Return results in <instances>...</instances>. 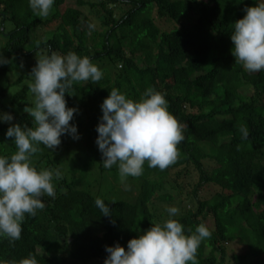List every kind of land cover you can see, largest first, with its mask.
<instances>
[{
    "label": "trees",
    "instance_id": "1",
    "mask_svg": "<svg viewBox=\"0 0 264 264\" xmlns=\"http://www.w3.org/2000/svg\"><path fill=\"white\" fill-rule=\"evenodd\" d=\"M65 3L55 0L49 15L41 17L29 0H0L8 56L75 52L103 71L98 83L77 82L73 94H65L68 106L78 108L72 122L80 138L63 135L54 150L39 145L33 166L62 173L53 181L56 196L45 195L46 206L36 216L25 214L19 240L0 235V264H18L29 255L39 264H104L106 246L119 242L126 249L131 238L162 223L158 202L181 197L196 207L184 205L174 218L186 230L204 223L212 231L198 248V264H264V71L248 72L236 62L231 41L234 22L256 0ZM39 29L46 30L43 38L36 34ZM8 70L0 68V111L11 112L14 120L0 122V155L10 156L17 148L6 130L10 123L35 126L24 111L35 97L32 70L15 80L6 76ZM20 82L11 104H4L9 87ZM149 87L166 93L169 110L185 125V140L166 169L145 161L143 175L128 177L135 193L124 197L111 181L121 180L118 167H103L96 143L100 105L112 88L135 101ZM242 126L249 131L247 139ZM104 182L109 189L102 193ZM207 184L219 190L202 199ZM97 197L112 208L111 216L95 205ZM239 238L250 252L234 254L233 262L227 244Z\"/></svg>",
    "mask_w": 264,
    "mask_h": 264
},
{
    "label": "clouds",
    "instance_id": "2",
    "mask_svg": "<svg viewBox=\"0 0 264 264\" xmlns=\"http://www.w3.org/2000/svg\"><path fill=\"white\" fill-rule=\"evenodd\" d=\"M239 2V0H238ZM55 0H29L37 15L46 17ZM90 29L95 25L90 24ZM232 54L248 72L264 71V0L245 8V15L234 22L231 31ZM0 53V64L8 63ZM31 74L30 85L34 105L24 111L33 118L34 127L10 123L6 137L12 138L17 151L0 155V235L11 241L21 238L25 214L36 216L45 208V195L55 198L54 178L59 179V169H40L33 166L34 154L39 145L56 149L63 135L79 139L78 127L72 121L78 108L68 106L66 93L77 82L98 83L102 69L90 57L75 52L61 55L51 52L38 59ZM102 116L96 126V143L102 154L103 167H118L125 190L128 177L143 175L145 161L151 168L166 169L179 157L178 145L185 140V125L169 110L166 93L147 88L139 100H133L118 88H112L101 105ZM11 112L0 111V122H12ZM242 139H247L246 126L240 129ZM239 148V146H238ZM115 202L114 200H112ZM95 205L105 216L112 208L97 197ZM169 218L155 223L138 237L131 238L125 249L119 242L105 247L108 253L104 264H198L197 252L202 241L212 236L204 223L195 231L185 229L176 218L179 209L167 208ZM18 264H39L35 256L22 258Z\"/></svg>",
    "mask_w": 264,
    "mask_h": 264
},
{
    "label": "rangeland",
    "instance_id": "3",
    "mask_svg": "<svg viewBox=\"0 0 264 264\" xmlns=\"http://www.w3.org/2000/svg\"><path fill=\"white\" fill-rule=\"evenodd\" d=\"M64 5L65 6H75L76 5V0H66V3ZM44 31H46V30L39 29L37 31V33H36L37 36L39 38H43L44 35H46ZM5 41H6V36L3 35L2 32H1L0 33V53H2L3 56L5 58H7L9 62L8 63H4V64H0V68H2V69L5 68V67L9 68V70L7 71L6 76H8L10 78V80H15V78H17L20 73H23L24 70L27 73L31 72L32 66H35L37 64L38 59L43 57V55H37L34 58L31 57L32 59H29L30 57H24L23 59H21V58H17V57L13 58L12 55L8 56L7 55L8 53L4 49ZM33 60H35L36 63ZM19 64H20V66H18ZM23 83L24 82L16 83V84H13V85H11L9 87V94L4 99V104H11L10 103L11 95L16 90H18L23 85ZM16 109H17V107H16ZM72 147L74 148V150L76 149V146H72ZM206 150H209V148L206 147ZM111 181H113L114 184H115V187L118 188V192H119L118 195L124 196V197H129V196H132L135 193V189H133L132 187H130L128 190H125V183H122L121 180L113 179L111 177ZM126 183L128 185H130V181H129L128 178L126 180ZM107 184H108V182H104L102 184V186H101L102 187L101 188L102 193H105L106 190L109 189L107 187L108 186ZM218 190H219L218 186L213 185V184H207L204 187V189H202L200 191V197L202 199H205V198L210 197L213 194H215ZM157 205L160 208L159 215L161 216L160 213H164V215L161 216L162 222L167 220V218L169 217V214L167 212V208L169 206L177 207L179 209V212H180V210H182V207L184 205L185 206L192 205L193 207H196L195 201H190V200L184 199L183 197H181V198H179V199H177L175 201H171V202H162V203L158 202ZM227 250L229 252L228 253V259L234 262L235 261L234 260V254H237V255L248 254L250 252V246L244 240L239 238V239H237L235 241H232L229 244H227ZM256 260H257V257L254 258L253 263L254 262L257 263ZM250 263H252V260H251Z\"/></svg>",
    "mask_w": 264,
    "mask_h": 264
}]
</instances>
